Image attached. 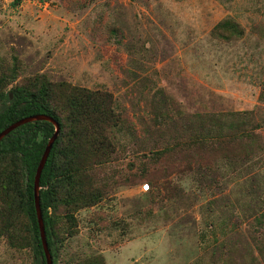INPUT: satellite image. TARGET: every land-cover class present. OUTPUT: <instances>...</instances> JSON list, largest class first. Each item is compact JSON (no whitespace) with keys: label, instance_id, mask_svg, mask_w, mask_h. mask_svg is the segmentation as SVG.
Returning a JSON list of instances; mask_svg holds the SVG:
<instances>
[{"label":"rangeland","instance_id":"1","mask_svg":"<svg viewBox=\"0 0 264 264\" xmlns=\"http://www.w3.org/2000/svg\"><path fill=\"white\" fill-rule=\"evenodd\" d=\"M14 2L0 0V61L12 63L17 57L25 75L46 73L56 82L107 89L131 117L135 111L138 128L143 120L152 124V100L163 94L175 96L190 112L255 110L264 119V102L259 99L264 78V0L229 4L25 0L17 6ZM227 15L245 27V40L223 43L211 37V30ZM112 25L122 28L120 37L110 33ZM224 174L217 183L208 173L203 175L206 183L181 181L185 193L179 200L159 203L154 215L144 219L137 214L150 205L144 185L122 188L115 198L78 214L81 233L69 239L67 251L84 258L100 254L107 264H251L245 256L250 222L242 218L241 208L248 200L237 202L236 197L243 196L237 185L245 188V180L254 177L246 189L254 193L255 203L264 191V165L246 168L243 174ZM195 183L200 187L196 189ZM226 203L236 215L218 217L229 214L221 211ZM95 211L121 224L93 229L88 220ZM207 223L214 224V234ZM224 228L230 240L235 237L237 250L221 258L228 250L218 248L215 240L225 239L220 234ZM0 264L31 261L0 240Z\"/></svg>","mask_w":264,"mask_h":264},{"label":"trees","instance_id":"2","mask_svg":"<svg viewBox=\"0 0 264 264\" xmlns=\"http://www.w3.org/2000/svg\"><path fill=\"white\" fill-rule=\"evenodd\" d=\"M23 1L15 0L14 5ZM218 1L229 4L232 0ZM113 27L110 33L120 37L122 28ZM210 35L231 43L245 40L247 32L227 15ZM22 67L17 57L12 63L0 61V133L34 115L52 117L60 126L40 181V204L53 264H107L100 254L75 257L67 251L68 241L81 233V211L94 210L115 198L122 188L149 186L150 205L145 212H137L144 219L154 215L159 203L174 201L185 193L181 181L206 183L203 175L208 173L217 183L223 170L224 175L243 174L246 168L250 171L252 166L264 165V119H259L255 110L190 112L175 96L161 94L152 100L154 122L150 119L152 124L147 125L143 120L138 128L133 122L135 111L133 118L109 90L56 82L46 73L25 75ZM132 75L137 77L135 72ZM260 83L259 99L264 102L263 77ZM55 133L53 123L37 121L17 128L0 142V240L10 250L27 255L31 264H47L34 178ZM125 141L130 145L127 148ZM253 179L245 180V188L237 185L243 196L236 198L237 202L248 200L241 207L242 218L250 222L245 256L251 264H264V191L253 203L254 193L246 189ZM194 187L200 186L195 183ZM221 207L229 214L218 217L236 215L227 203ZM88 221L99 230L121 224L101 211H95ZM128 227L125 224V229ZM206 227L215 233L214 224ZM225 228L220 232L225 239L215 240L218 248L228 250L221 258L237 250L235 237L232 235L231 241L228 232L223 234ZM64 251L69 253L63 255Z\"/></svg>","mask_w":264,"mask_h":264},{"label":"water","instance_id":"3","mask_svg":"<svg viewBox=\"0 0 264 264\" xmlns=\"http://www.w3.org/2000/svg\"><path fill=\"white\" fill-rule=\"evenodd\" d=\"M37 121H49V122L53 123L55 125V127H56V133L51 138V140L49 141V143H48V145H47V147L45 149V152H44V154H43V156H42V158L40 160V163H39V166L37 168L36 175H35V178H34L35 204H36V210H37V215H38L41 239H42V243H43V247H44V251H45L47 264H53L52 256H51L49 248H48L45 224H44L43 214H42L41 204H40V189H41L40 188V181H41L42 173L44 171V168H45V166L47 164V161H48V158L50 156L51 150H52V148H53V146H54V144H55V142H56V140L58 138L60 126L52 117H48V116H45V115L29 116L27 118H24L22 120H19V121L15 122L14 124L10 125L5 130H3L0 133V142L7 135H9L11 132L16 130L17 128H19V127H21V126H23L25 124L32 123V122H37Z\"/></svg>","mask_w":264,"mask_h":264},{"label":"clouds","instance_id":"4","mask_svg":"<svg viewBox=\"0 0 264 264\" xmlns=\"http://www.w3.org/2000/svg\"><path fill=\"white\" fill-rule=\"evenodd\" d=\"M145 190L148 191L149 190V186L148 185H144Z\"/></svg>","mask_w":264,"mask_h":264}]
</instances>
